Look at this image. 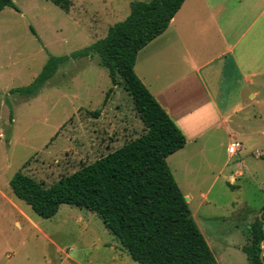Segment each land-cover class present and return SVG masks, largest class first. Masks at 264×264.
<instances>
[{
	"label": "rangeland",
	"instance_id": "374dc122",
	"mask_svg": "<svg viewBox=\"0 0 264 264\" xmlns=\"http://www.w3.org/2000/svg\"><path fill=\"white\" fill-rule=\"evenodd\" d=\"M134 1L147 0H72L68 11L51 0H15L18 9L0 13V264H138L95 212L62 204L45 219L9 184L23 168L50 186L145 131L132 96L112 84L96 56L63 63L35 96L10 93L30 85L50 57L105 37ZM260 91L229 124L244 144L237 155L218 146L172 163L218 264H249L242 248L264 206V86Z\"/></svg>",
	"mask_w": 264,
	"mask_h": 264
},
{
	"label": "trees",
	"instance_id": "16d2710c",
	"mask_svg": "<svg viewBox=\"0 0 264 264\" xmlns=\"http://www.w3.org/2000/svg\"><path fill=\"white\" fill-rule=\"evenodd\" d=\"M51 1L66 11L72 4ZM184 2H132L130 14L110 26L105 37L70 55L50 57L30 85L10 90L35 96L63 63L96 56L112 84L122 83L132 96L146 127L140 136L50 186L23 168L9 184L16 197L45 219L54 217L62 204L95 212L138 264H218L167 161L185 147L187 138L135 72L139 52L167 30ZM7 7L18 9L15 0H0V13ZM261 211L264 219V206ZM263 226L258 216L249 244L242 248L249 264H264Z\"/></svg>",
	"mask_w": 264,
	"mask_h": 264
},
{
	"label": "crops",
	"instance_id": "0c3cea01",
	"mask_svg": "<svg viewBox=\"0 0 264 264\" xmlns=\"http://www.w3.org/2000/svg\"><path fill=\"white\" fill-rule=\"evenodd\" d=\"M135 72L187 138L167 159L174 177L172 163L186 152H228L238 140L230 122L264 86V0H185L167 30L139 52Z\"/></svg>",
	"mask_w": 264,
	"mask_h": 264
},
{
	"label": "built area",
	"instance_id": "2783aa9c",
	"mask_svg": "<svg viewBox=\"0 0 264 264\" xmlns=\"http://www.w3.org/2000/svg\"><path fill=\"white\" fill-rule=\"evenodd\" d=\"M243 148V144L235 140L228 146V153L232 156L237 155L239 151Z\"/></svg>",
	"mask_w": 264,
	"mask_h": 264
},
{
	"label": "water",
	"instance_id": "95a60500",
	"mask_svg": "<svg viewBox=\"0 0 264 264\" xmlns=\"http://www.w3.org/2000/svg\"><path fill=\"white\" fill-rule=\"evenodd\" d=\"M185 199H186L187 202L189 201V198H185ZM262 214H263V211L259 214V217H260L261 220L264 221V219L262 218ZM261 259H262V261L264 263V240H263V249H262V252H261Z\"/></svg>",
	"mask_w": 264,
	"mask_h": 264
}]
</instances>
